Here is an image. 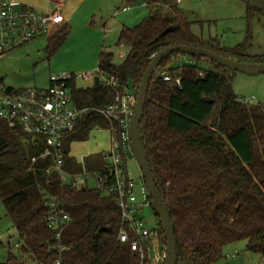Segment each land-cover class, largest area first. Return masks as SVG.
Here are the masks:
<instances>
[{
	"label": "trees",
	"instance_id": "trees-1",
	"mask_svg": "<svg viewBox=\"0 0 264 264\" xmlns=\"http://www.w3.org/2000/svg\"><path fill=\"white\" fill-rule=\"evenodd\" d=\"M144 1L150 6L167 3L170 11L152 10L137 25L121 28L119 43L128 47L122 62L116 63L113 50L106 47L98 57V68L118 76L136 93L154 55L167 46L186 44L240 61H264V52L245 51L247 42L227 47L217 38L205 40L195 34L193 21L176 0ZM254 11L264 15L249 6L248 17ZM70 32L69 24L61 25L50 36L53 46L48 48L58 49ZM176 55L181 58L173 61ZM204 61L209 69L201 66ZM165 72L178 73L180 84L164 80ZM235 73L206 57L175 52L163 60L150 82L141 137L175 229L177 264H217L224 247L240 239L247 240L249 251L264 256V105L238 97ZM70 84L76 103L91 110L113 102L119 91L100 79L86 87ZM96 124L108 126L92 110L67 136L68 170L82 169L70 154L71 142L87 139ZM34 153L26 134L0 120V201L23 240L19 251L0 259V264L28 259L54 264L58 258L64 264H151L148 258L142 261L129 242L119 241L124 223L115 194L87 185L73 188L55 171L47 172V160L32 164ZM85 162L89 170L105 171L108 165L102 151L85 157ZM53 198L72 218L59 238L46 221V202ZM150 202L156 228L165 239L151 195Z\"/></svg>",
	"mask_w": 264,
	"mask_h": 264
},
{
	"label": "built area",
	"instance_id": "built-area-1",
	"mask_svg": "<svg viewBox=\"0 0 264 264\" xmlns=\"http://www.w3.org/2000/svg\"><path fill=\"white\" fill-rule=\"evenodd\" d=\"M65 21L60 6L51 11H41L18 0H0V54L15 43H24L40 35L50 37ZM163 78L176 84L181 81L178 73L172 75L165 72ZM78 79L93 83L100 79L105 86L119 89L113 102L92 108L108 122L107 127L96 124L90 132L91 134L94 130L104 129L110 132L109 147L102 151L108 163L105 171L89 170L85 158L79 161L82 167L79 171L68 170L64 165L67 136L73 133L92 111L90 107L79 106L74 99L70 83H77ZM50 82L48 87L16 89L6 86L0 78V120L27 135L36 148V153L31 156L32 164L47 160V172L55 171L62 182L70 184L73 188L90 186L89 180L93 179L95 185L91 187H97L104 193L115 194L124 223L119 232V241L129 242L142 261L148 258L151 264H164L166 249H160L159 231L156 227L148 226L143 214L145 207L151 206L149 189L142 178L140 193H136L134 179L126 164L127 152L131 149L129 129L137 93L131 86L122 84L118 76L105 74L100 68L81 73L54 74L51 75ZM46 204L49 207L47 225L57 231L59 238L62 230L70 223L71 215L57 199H49ZM22 243L18 233L7 237L0 236V247H6L7 254L4 258H7L9 253H17ZM238 254L239 251L235 250L230 257L236 258ZM22 264L35 262L28 259ZM54 264L64 263L58 258Z\"/></svg>",
	"mask_w": 264,
	"mask_h": 264
},
{
	"label": "rangeland",
	"instance_id": "rangeland-1",
	"mask_svg": "<svg viewBox=\"0 0 264 264\" xmlns=\"http://www.w3.org/2000/svg\"><path fill=\"white\" fill-rule=\"evenodd\" d=\"M124 2L125 0L120 6L116 5L104 19H101L99 15V17L90 19L89 22L80 20L79 23L70 24L71 32L68 38L55 51L48 48L53 45L51 38L46 35H40L24 43H15L0 55V78L3 77L6 86L16 89L31 86L48 87L51 83V75L96 70L99 53L103 47L113 50L116 63L122 62L128 47L119 43L123 22L114 13L120 10ZM143 2L146 1L127 2L131 6L130 26L140 23L152 10L159 8L164 13L170 11L167 3L162 2L159 6H150ZM177 5L193 21L192 29L195 34L207 40L217 38L222 45L227 47L247 42L245 51L249 54L264 52V15L254 11L248 17L249 5L243 0H180ZM248 29L250 35H248ZM178 56H174L173 61L181 58ZM182 61H184L183 58L172 64L173 66L179 65ZM201 66L204 69L210 67L206 61L202 62ZM92 84L93 81L77 80V86L86 87ZM233 89L238 97L246 102L264 105V73L253 75L236 72L233 77ZM96 138L100 141L96 142ZM109 141V130H94L87 139L73 142L71 151L74 157L81 161L85 156L107 149ZM126 164L134 179L135 191L139 195L142 170L131 149L127 152ZM89 185L94 186L95 181L90 179ZM143 214L149 227H157V218L152 206L145 207ZM16 234L17 230L7 214L6 206L3 201H0V236L7 237ZM159 243L160 249H165V239L161 236ZM235 250L239 251L238 256L230 257ZM6 254V247L1 246L0 259H4ZM217 264H264V256L249 251L247 240L240 239L224 247L223 257L217 261Z\"/></svg>",
	"mask_w": 264,
	"mask_h": 264
},
{
	"label": "water",
	"instance_id": "water-1",
	"mask_svg": "<svg viewBox=\"0 0 264 264\" xmlns=\"http://www.w3.org/2000/svg\"><path fill=\"white\" fill-rule=\"evenodd\" d=\"M249 6L264 11V0H243ZM175 52H182L194 56L206 57L209 60H213L218 64H221L227 68H230L236 72H244L248 74H261L264 73V61L263 62H247L240 61L230 57H226L219 54L211 49L186 45V44H175L167 46L158 53H156L151 60L150 64L146 68L141 78L140 84L137 89L136 103L133 110L132 119L130 122V142L131 150L137 158L139 165L142 170V178L144 179L156 213L159 216V223L164 231L165 244H166V257L164 264H177L178 263V252H177V238L175 229L171 223L167 207L164 198L159 190L158 184L155 180V176L152 172V168L148 161L146 149L144 147L141 137V121L144 115L145 105L147 101L148 89L153 74L157 71V68L168 56Z\"/></svg>",
	"mask_w": 264,
	"mask_h": 264
},
{
	"label": "crops",
	"instance_id": "crops-1",
	"mask_svg": "<svg viewBox=\"0 0 264 264\" xmlns=\"http://www.w3.org/2000/svg\"><path fill=\"white\" fill-rule=\"evenodd\" d=\"M22 2L24 5L39 9L41 11H51L54 10L57 6L62 8V12L65 16V23L74 25L75 23H79L80 20H84L85 22H89L90 19H94L96 17L101 16V19H104L105 16H108L116 5L120 6L121 2L124 0H18ZM146 4V2H143ZM126 7V9H124ZM131 6L126 3V0L120 10H117L116 13L122 20V27L124 25L130 26V12ZM132 27V26H130ZM202 37V36H201ZM204 38V37H202ZM205 39V38H204ZM207 40V39H205ZM3 79V77H1ZM91 134H89L90 136ZM88 136V137H89ZM76 140H73L70 144V154L71 145ZM100 139L96 138V142H99ZM102 149L101 151H103ZM99 151V152H101ZM87 157V156H85ZM84 157V158H85Z\"/></svg>",
	"mask_w": 264,
	"mask_h": 264
}]
</instances>
